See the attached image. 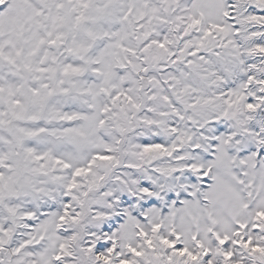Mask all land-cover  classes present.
I'll return each instance as SVG.
<instances>
[{
    "label": "snow or ice",
    "instance_id": "obj_1",
    "mask_svg": "<svg viewBox=\"0 0 264 264\" xmlns=\"http://www.w3.org/2000/svg\"><path fill=\"white\" fill-rule=\"evenodd\" d=\"M0 264H264V0H0Z\"/></svg>",
    "mask_w": 264,
    "mask_h": 264
}]
</instances>
